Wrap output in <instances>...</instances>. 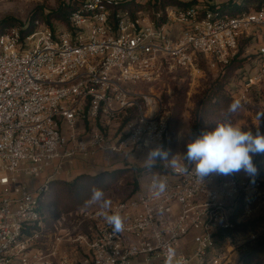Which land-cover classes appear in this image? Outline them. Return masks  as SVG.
<instances>
[{"label": "built area", "instance_id": "2783aa9c", "mask_svg": "<svg viewBox=\"0 0 264 264\" xmlns=\"http://www.w3.org/2000/svg\"><path fill=\"white\" fill-rule=\"evenodd\" d=\"M195 2L113 22L108 6L116 1L84 0L68 28L36 23L0 35V264H165L169 247L182 264H246L264 239L257 168L255 176H200L195 163L180 161L185 171L149 173L144 192L107 208L91 203L55 229L38 210L49 183L67 180L73 164L94 167L99 153L164 151L167 112L156 84L163 63L192 72L200 56L218 71L243 39L259 41L260 30L239 100L264 83V5L230 16ZM158 180L166 182L159 196ZM101 212L119 213L123 230L114 232Z\"/></svg>", "mask_w": 264, "mask_h": 264}, {"label": "rangeland", "instance_id": "374dc122", "mask_svg": "<svg viewBox=\"0 0 264 264\" xmlns=\"http://www.w3.org/2000/svg\"><path fill=\"white\" fill-rule=\"evenodd\" d=\"M84 0H0V35L9 33L12 30H19L22 27H28L32 30L36 27V23L44 26V22L48 23L54 28H62V23L59 22L55 14L60 9H67L68 7L80 5ZM116 2L126 0H114ZM148 0H135L137 3H145ZM224 2L226 0H204L206 2ZM254 9V8H250ZM147 15L150 19L154 18L152 10L140 11ZM164 13V9L160 11ZM135 16V15H134ZM34 25V28H33ZM5 27V28H4ZM254 36L259 37L258 40L245 41L243 39L239 45L242 47L241 54L238 59L241 60L242 67L237 70L230 78L226 85V90L233 100H239V94L242 90L244 79L252 74L256 66V54L263 34L260 30L254 31ZM237 50V51H238ZM237 55V54H236ZM236 57V56H235ZM161 76L159 82L156 83L159 87L164 89L162 94V101L165 106L167 125H168V140L165 143L164 151L167 152L166 158L157 157L152 162L151 166L158 165L162 172L168 170L172 166V160L176 159L178 162L184 164L194 163L185 159L187 152V145L190 143V127L193 122V110L195 109L194 97L205 91L208 84L216 79L215 74L218 71H212L204 62L203 58L197 56V66L195 71L185 72L177 68H170L167 63H163L160 68ZM180 96L177 98V94ZM180 100L181 106L177 108L178 114L174 117L176 103ZM240 101V107L236 111H226L223 114L225 123H230L234 126L240 127L244 131H252L254 134L257 130L264 133V115L257 119L258 114H264V83L252 88L244 100ZM215 127L212 128L214 130ZM152 150H143L140 152L126 154V155H111L106 154L107 160L114 161L111 165L103 169H95L90 165H83L84 173H96L102 171H112L113 169L129 167L130 173L127 175L136 176L137 189L134 185L125 187L122 180L117 183L116 189L104 193V200L113 202L127 199L128 195H135L137 192H144L148 181V169H144L148 165V154ZM260 153L253 157V162L259 173L264 177V158L260 159ZM141 170V171H140ZM244 172L230 174V176H240ZM220 176H228L221 175ZM129 198V197H128ZM100 205L101 202L93 203ZM88 207V206H86ZM66 218V217H64ZM63 219L50 220L46 224L52 228L62 226ZM68 221V216L66 222Z\"/></svg>", "mask_w": 264, "mask_h": 264}, {"label": "trees", "instance_id": "16d2710c", "mask_svg": "<svg viewBox=\"0 0 264 264\" xmlns=\"http://www.w3.org/2000/svg\"><path fill=\"white\" fill-rule=\"evenodd\" d=\"M218 2V1H217ZM195 0L191 1H177V0H148L145 3H137L135 0L120 1L116 4L108 6L110 10V17L113 22L116 21L118 14L124 13L129 17H134L137 12L152 10L153 13H158L167 7L173 6H192L195 5ZM264 5V0H245L240 4L234 3L232 0H226L224 2H218L212 4V2L204 3L207 9L225 13L230 16H236L243 12L258 9ZM79 5L68 7L67 9H60L56 14V19L62 23L63 28H68V17ZM254 9H250V8ZM153 19V18H152ZM165 22L164 17H161L158 21H155L156 25H160ZM45 27L54 28L48 23V20L44 22ZM5 28V27H4ZM34 28V25H33ZM250 41V40H245ZM242 45L239 47V49ZM240 50L237 51L236 57H234L229 64L222 67L215 74L216 79L208 84V87L194 97L195 109L193 110V122L190 127V143L203 132L212 131L213 127L218 126L221 123H225L223 119L224 112L229 110L230 104L233 102V97L227 93L226 85L234 73L242 67L240 56ZM180 93L177 94V98ZM181 100L176 103L174 117L178 114L177 108L181 106ZM264 154V153H262ZM264 156L261 155L260 159L263 160ZM144 169H148L149 173L159 172L161 168L156 164L154 166H147ZM129 167H123L113 169L112 171H102L97 173L80 174L75 176L70 181H52L49 183L48 190L40 195L38 198V210L41 219L44 222L50 220H57L62 216L73 213L79 209L89 206L93 189H101L104 193L113 191L116 189L119 180L125 187L134 185L136 190V176L127 175L130 173ZM141 171V170H140ZM133 196L128 195L126 198ZM264 259V239L259 242L254 248L246 254V264L257 263Z\"/></svg>", "mask_w": 264, "mask_h": 264}, {"label": "clouds", "instance_id": "9594fccd", "mask_svg": "<svg viewBox=\"0 0 264 264\" xmlns=\"http://www.w3.org/2000/svg\"><path fill=\"white\" fill-rule=\"evenodd\" d=\"M240 107L238 99L233 100L229 106L230 111H236ZM261 115L258 114L257 119ZM264 153V133L259 130L244 131L230 123H221L214 130L203 132L187 145L185 159L194 162L196 171L200 176L210 174L230 175L243 171L249 176L257 173L253 157ZM167 152L160 148L153 149L148 154V165L151 166L155 158H166ZM172 166L177 171H185V168L176 159L172 160ZM154 194L159 196L165 191L166 182L154 181ZM104 192L101 189H93L89 203L101 202L102 208H107L110 201L104 200ZM114 232H120L124 228L123 220L119 213L107 215L101 212ZM175 250L167 249L165 264H182V260L175 259Z\"/></svg>", "mask_w": 264, "mask_h": 264}, {"label": "crops", "instance_id": "0c3cea01", "mask_svg": "<svg viewBox=\"0 0 264 264\" xmlns=\"http://www.w3.org/2000/svg\"><path fill=\"white\" fill-rule=\"evenodd\" d=\"M105 155L106 154L99 153L96 156V158H95V166H94L95 169L101 170L104 167H107V166L111 165L114 162V161H111V160L108 161L107 158L105 157ZM99 170H97V172ZM72 171H73V175H71L67 180H63V181H70L75 176L80 175V174H89V173H84V171H83V165H81L80 163L73 164Z\"/></svg>", "mask_w": 264, "mask_h": 264}]
</instances>
